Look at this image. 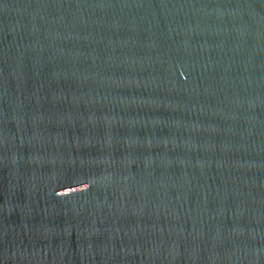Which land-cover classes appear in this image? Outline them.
<instances>
[{"label":"water","instance_id":"obj_1","mask_svg":"<svg viewBox=\"0 0 264 264\" xmlns=\"http://www.w3.org/2000/svg\"><path fill=\"white\" fill-rule=\"evenodd\" d=\"M0 264H264V0H0Z\"/></svg>","mask_w":264,"mask_h":264}]
</instances>
